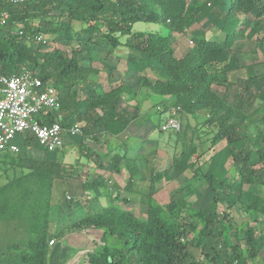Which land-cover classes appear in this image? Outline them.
I'll return each instance as SVG.
<instances>
[{
	"label": "trees",
	"instance_id": "16d2710c",
	"mask_svg": "<svg viewBox=\"0 0 264 264\" xmlns=\"http://www.w3.org/2000/svg\"><path fill=\"white\" fill-rule=\"evenodd\" d=\"M188 5L185 0H0V10L10 13L8 24L0 28V72L30 71L55 86L62 102V125L69 128L83 123L82 147L103 133L114 137L123 133L140 114V104L131 110L123 103L135 100L143 89L148 95L169 98L161 102L162 112L170 111L181 120L183 116H205L201 124L214 130L210 131L214 132L213 146L224 143L208 158L203 192L197 188L194 192V186L186 184L187 190L179 188L167 203L153 197L154 183L171 171L177 176L188 170L196 171L195 176L202 174L194 157L207 151L202 148L198 153L196 145L185 143L167 169L153 173L144 197L145 217L114 204L64 227L61 234L102 231L100 248L84 257L89 264H247L258 256L263 243V230L258 240L256 228L238 226L229 210L240 204L249 214L264 215V90L257 88L256 96L254 91V106L258 98L262 102L252 111L243 87L231 93L230 75L237 61L229 54L234 33L247 29L250 37L260 35L257 48L264 54V0H214V13L223 20L221 32L211 37L192 35L190 47L179 57L175 33L187 36L195 21ZM55 9L60 10L58 15L52 14ZM139 21L160 23L167 31H135ZM18 23L23 25L19 29ZM42 34L50 39L39 40ZM83 44L88 48L84 57ZM120 46L128 48L123 75L131 78L138 72V77L134 83L121 78L106 89L90 78L99 73L92 63L103 62ZM86 58L89 65L82 63ZM247 68L246 87L254 90L262 75L256 76L253 64ZM215 84L224 85L225 92L220 94ZM54 120L50 117L47 123ZM29 139L50 160L32 162L28 173L0 186V221L14 223L28 233L23 245L11 244L7 264H48L50 241L56 242L49 232L56 173L55 155H50L62 149L49 152L34 136ZM116 158L117 168L122 159L130 169L136 168L130 165L131 158L120 154ZM230 170L234 171L228 176ZM192 193L198 194L196 201L190 200ZM190 246L199 254L194 255Z\"/></svg>",
	"mask_w": 264,
	"mask_h": 264
},
{
	"label": "rangeland",
	"instance_id": "374dc122",
	"mask_svg": "<svg viewBox=\"0 0 264 264\" xmlns=\"http://www.w3.org/2000/svg\"><path fill=\"white\" fill-rule=\"evenodd\" d=\"M185 1L187 5L189 4L188 7L192 8L191 11L193 12L191 15L195 21L191 25L190 32L187 36H181L180 34L175 33L176 38L179 39V42L175 45L176 53L179 57L183 56L190 47V38L192 35L204 34L208 37L219 35L223 26L222 18L214 13V0ZM211 2L213 3V6L210 5ZM59 13V9L52 11L53 15H58ZM61 19H64V17ZM22 26L23 25L20 23L17 24L18 29ZM134 30L144 32L158 31L162 34H165L167 31L160 23L146 21L136 22L134 24ZM249 32L250 29L239 30L234 33V40L230 48L229 57L235 58L237 61V68L232 71L230 75V80L233 82L231 93L233 94L235 92L237 86L243 87V96L246 101H249L247 107L252 111L262 102L261 99L258 98L254 106L251 98L254 95V91L255 96L257 95V88L264 90V54L259 48H257V38L260 37V35L256 34L250 37L248 35ZM42 35L44 38L50 39L49 35ZM83 47V57L88 56L87 46L83 44ZM194 49H196L195 46ZM126 50H128L127 47L120 46L116 49L115 53L107 55L103 62H93L92 64L94 67L99 69V73L91 74L90 78L96 80L106 89L109 88L110 83H119L121 78L130 83H134L137 80L138 72H134L131 78L123 75L127 63L126 59L123 57L126 55ZM90 62L91 61H89L88 58L82 61V63L86 65H89ZM251 64H253V70L256 76L262 75L259 80L257 79L255 81L256 87H253L254 90H250L246 87V79L249 74L247 67ZM147 73L149 76L154 77L151 70ZM214 88L217 89L220 94L225 92L224 85L215 84ZM140 94L141 97L144 95L143 93ZM163 99V96L151 94L148 99L141 101L143 106L140 108L139 117L134 121L135 125L139 127L141 126V128L138 130L137 134H135V132H133V134L130 132L132 135L115 151V154L126 155L127 158H131L132 162L129 160L130 165L134 163V165L140 164L141 168L143 167L142 169L144 171L142 170V173L139 172L137 174L138 178L136 176L135 182L141 181V176L146 178L145 183L148 185L149 192L150 186L153 183L151 181L153 173H156L155 170L157 169L159 170L158 172H161L162 170L167 169L172 162L173 155L176 152L183 151L185 143H191V145H188L190 147L192 144L196 145L198 147V153L202 148L204 149H202L203 151H207L208 153L205 152L204 156L200 158L198 155H195L194 157V160H199L198 167L200 168H198V171L202 172V174L199 173L197 174L198 176H195L196 171L188 170L184 175L177 176L175 175V172L171 171L170 175L167 174L165 178L154 183L155 186H158V190L155 191L154 187L153 197H155V200L159 203H167L174 194L178 193L180 190L179 188H185V190L183 189L185 192L187 190L186 184L194 186V192L196 191L195 188H197V190L200 189L201 192L206 190L207 185L203 172H206L209 168L208 158L210 155H213L217 149H220L224 145V143H220L213 146L212 137L214 132L211 133L210 131L214 130L209 131L207 127H204L201 124L205 120V116L190 115V118L186 121V125H184L185 123L182 121V131L180 134L174 133L173 131H163L160 128V124H162L170 114V111L162 112L160 110L162 109V105L159 104H161L160 101ZM129 103L130 106L135 109V101L131 100ZM57 111L58 110H53L54 113H57ZM65 116H67V114ZM80 124L83 125L81 122ZM81 133L73 136V138L71 137L72 139H68V144L75 146L71 150H66L64 152L62 149L57 154L50 155L52 158L55 155L56 173L52 191L49 232L56 236L57 243L55 246H52L50 250L48 264H89L88 259H85L84 257L88 251L93 250L94 248H100V241H98V239H100L102 231L93 229L91 230L92 232H85V236L87 237L85 238L81 235V232L83 231L67 230L61 234V230L67 225L77 221L82 216L100 211L106 206L117 204L114 200L108 199L111 191L108 184H102L99 186L98 191L101 195L95 194V191L97 190L89 188L90 185H83L86 181L91 180L90 178L94 179V176H97L95 178L104 183L108 175L112 172V170L111 172H106V170H104V172L101 170V166H99L100 163L106 165L110 160L112 162L115 161L114 158H111L114 154H110L113 151L112 147L114 145L109 146L110 142L106 144L107 140L110 138L109 135L103 133V138H106V142L100 139L88 140V142L85 141L84 147L80 150L77 148V145L80 143L78 144L75 139H81ZM21 139L22 135L19 134L16 137V141L20 144L22 142ZM80 146L82 145L80 144ZM100 148L109 150L107 153H103L104 156L102 159L97 156V152H104L99 151ZM90 162L93 164L91 165ZM94 164L98 165L96 166V170H92L91 168V166L95 167ZM228 164H231V160ZM145 165L148 166L147 169H144ZM61 167L64 168L63 171H61ZM84 168L86 170H84ZM88 168L91 169L89 170ZM233 171L234 170H230L228 176H231ZM189 198L192 201H196L198 194L192 193ZM144 199L143 202L145 201ZM124 206L133 208L135 213L140 217L146 216V201L142 204L137 202L135 198H132V200H128V202L125 201ZM240 212L242 213V211ZM221 215L223 216V214ZM233 217H236V215ZM245 223L246 222H242L241 226H246L243 225ZM60 228L62 229L60 230ZM25 241V228L18 227V229L13 230L8 221H0V264H7L6 255L8 254L11 244L18 243L23 245ZM112 242L111 239L108 240V243L112 244ZM190 249L194 255L199 254V250L196 247L190 246Z\"/></svg>",
	"mask_w": 264,
	"mask_h": 264
},
{
	"label": "built area",
	"instance_id": "2783aa9c",
	"mask_svg": "<svg viewBox=\"0 0 264 264\" xmlns=\"http://www.w3.org/2000/svg\"><path fill=\"white\" fill-rule=\"evenodd\" d=\"M9 18L7 10H0V28L8 24ZM61 103L59 90L33 72H0V155L7 150L14 153L20 151L15 141L19 134L34 136L49 152L62 149L66 144V136L80 134L79 122L69 128L62 125ZM53 110L58 111L54 113ZM50 117L55 120L47 123ZM161 129L180 131L182 120L170 112ZM54 243L53 240L50 241L51 245Z\"/></svg>",
	"mask_w": 264,
	"mask_h": 264
},
{
	"label": "crops",
	"instance_id": "0c3cea01",
	"mask_svg": "<svg viewBox=\"0 0 264 264\" xmlns=\"http://www.w3.org/2000/svg\"><path fill=\"white\" fill-rule=\"evenodd\" d=\"M144 90H142L143 92L141 91L140 93H143L146 96L142 95V97H141V94L139 93L138 97L134 100L136 106L137 105L139 106V104H140V108L143 106L141 101L149 98L148 93L146 92V90L145 91ZM124 98H125V95H124ZM164 100H169V98L164 97V99L161 100L160 103L165 102ZM126 105L129 106V108L131 110L134 109L132 106H130L129 101L123 103V106H126ZM161 105H163V104H161ZM160 108H161V106H160ZM161 111H162V109H161ZM189 118H190V116L189 117L183 116L182 121H184V123H185L184 125H186V121ZM135 126H137V125H135V122H132L129 125V127L120 135H118L116 137L109 136L110 138L107 140V142H106V138L105 139L103 138V135L100 137V140L106 142V144H108L110 142L109 146L114 145L112 147L113 151L110 153L111 155L114 154V156L112 155L111 158H114L117 160V158H116L117 154H115L116 149L118 147L122 146L126 142L127 138H129L133 134V132H135V134H137V132L141 128V126L140 127L139 126L135 127ZM30 136H32V135H26V134L22 135V139H21L22 142L20 144L15 140L16 143L20 147L19 152L14 153L10 150H7L2 155H0V186L5 185L7 183H10L14 179L19 178L20 176L28 173L32 168V162H45V161L50 160L48 158L49 157L48 154L44 151L43 148H41L39 146H33L32 145V140L29 139ZM74 136H76V135H74ZM71 137L73 138V136H67L66 137L67 138V142L65 144L66 147L64 146L62 148L64 150V152L66 150H71L73 147H75L74 145L68 144V139H72ZM75 140L78 144L79 143L81 144L82 135H81V139H75ZM115 143H117V144H115ZM80 144L77 145L78 146L77 148H79L81 150L82 146H80ZM99 151H104V152H99V153L97 152L98 158L102 159V157L104 156L103 153H107L109 150L100 148ZM17 160L19 161L18 164H16ZM90 163H91V165L93 164L92 162H90ZM115 164H116L115 162H112L110 160L109 162H107L106 165L103 164L104 166L101 167V170H103V171L106 170V172H108V171L111 172V170H112V172H113V173L111 172L108 175V177L106 178V181L104 183L101 180H98L97 178H95L97 176H94L93 177L94 179L90 178L91 180L86 181V184L84 183L83 185L87 186L88 184H90L89 188H92V189L94 188V190H97V191H95V194L101 195V193L98 191L99 186L102 184H108L110 186V189H111L110 195L108 196V199L114 200L117 204L121 205L124 209L134 210L133 208H131V207L129 208L127 206L125 207L124 205H125V201L128 202V200H132V198H135L137 200V202H139V203H142V204L144 203L143 199H144L145 195L148 194V185H147V183H145L146 178H143V176H141L140 177L141 181L135 182L137 174L139 172L142 173L144 171L142 169L143 167L141 168L140 164H136V168L132 167L130 169L128 167V165L126 164V160L122 159L118 163L119 164L118 165L119 171H118V168H117V166H115ZM94 166L95 167L91 166L92 170H96V166H98V165L94 164ZM147 167L148 166L145 165L144 169H147ZM85 168H86V166H85ZM85 168H84V170L87 169V168L86 169ZM91 168H88V169L90 170ZM139 169H140V171H139ZM151 169L153 170L152 167H151ZM155 171L158 172L159 170L156 169ZM98 176H99V174H98ZM133 176H134V178H133ZM137 178H138V176H137ZM78 186H79V184H78ZM157 187L158 186L156 185L155 191L158 190ZM240 211H242V213ZM229 212H231L232 216L236 215V217H234V220L237 222L238 226H241L242 222H246L243 225H251V226L255 227L256 228V236L259 240V237L261 236L262 230L264 231V215H262V214H256V215L249 214L241 208L240 204H237L236 206L231 208L229 210ZM2 222H6V221H2ZM9 225L13 228V230L17 229V227L15 226L14 223L13 224L9 223ZM61 229L62 228H60V230ZM85 232H87V231L81 232V235H83L85 238H87L85 236ZM89 232H92V231L90 230ZM27 234L28 233L26 232V239H27ZM56 243H57V241L53 245L50 246V250H51L52 246L56 245ZM247 264H264V240H263V243L260 242V250H259L258 256L256 258L249 259Z\"/></svg>",
	"mask_w": 264,
	"mask_h": 264
}]
</instances>
